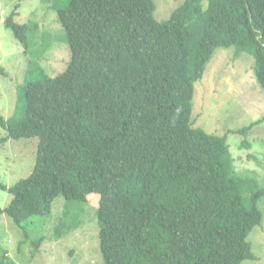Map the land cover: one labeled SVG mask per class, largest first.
<instances>
[{
	"label": "trees",
	"instance_id": "obj_1",
	"mask_svg": "<svg viewBox=\"0 0 264 264\" xmlns=\"http://www.w3.org/2000/svg\"><path fill=\"white\" fill-rule=\"evenodd\" d=\"M51 1L70 61L56 77L32 62L23 113L0 114V147L39 140L31 174L0 182L12 195L0 216L25 230L57 197L86 203L95 193L104 264L255 260L247 236L262 221L264 187L244 195L226 136L194 128L192 114L195 83L219 48L251 54L264 90V0H185L163 22L154 0ZM5 25L28 51L31 28L14 14ZM7 255L0 264H15Z\"/></svg>",
	"mask_w": 264,
	"mask_h": 264
},
{
	"label": "rangeland",
	"instance_id": "obj_2",
	"mask_svg": "<svg viewBox=\"0 0 264 264\" xmlns=\"http://www.w3.org/2000/svg\"><path fill=\"white\" fill-rule=\"evenodd\" d=\"M184 1L154 0L155 19L168 20ZM53 2L0 0V114L5 120L12 121L24 111L25 81H34L37 74L27 76L32 62L51 77L68 66L70 49ZM13 14L16 23L31 28L28 51L5 25ZM254 66L255 59L249 53H236L234 47L217 49L204 77L195 83L193 99L194 128L226 136L235 170L247 180L242 185L244 195L264 187V90L256 79ZM252 125L245 133L239 131ZM6 135L0 126V139ZM38 141L37 137L10 139L0 147L2 184L12 187L31 174ZM11 200L12 195L0 189V208L7 207ZM99 206V194L89 195L86 203L59 196L51 215L29 219L24 223L26 231L3 214L0 252H7L8 260L15 264H104L97 221ZM258 207L262 221L247 236L256 259H246L241 264H264V197ZM42 237L36 251L33 243Z\"/></svg>",
	"mask_w": 264,
	"mask_h": 264
}]
</instances>
